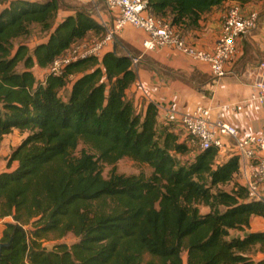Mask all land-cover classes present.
Returning a JSON list of instances; mask_svg holds the SVG:
<instances>
[{
	"label": "trees",
	"instance_id": "obj_1",
	"mask_svg": "<svg viewBox=\"0 0 264 264\" xmlns=\"http://www.w3.org/2000/svg\"><path fill=\"white\" fill-rule=\"evenodd\" d=\"M147 1L181 34L214 6L260 0ZM62 5L0 0V140L25 133L0 172V220L11 219L0 233V264H264V230L231 234L264 219L263 201L237 181L238 157L217 162L211 147L181 160L190 147L158 129L156 106L142 112L126 96L137 77L134 55L116 47L100 59L70 60L59 74L46 71L87 34L105 33L84 7L61 12ZM32 25L47 38L32 49L15 43ZM123 157L146 164L150 176L102 175L101 166ZM50 232L77 241L46 249L40 240Z\"/></svg>",
	"mask_w": 264,
	"mask_h": 264
},
{
	"label": "crops",
	"instance_id": "obj_2",
	"mask_svg": "<svg viewBox=\"0 0 264 264\" xmlns=\"http://www.w3.org/2000/svg\"><path fill=\"white\" fill-rule=\"evenodd\" d=\"M74 1L84 6L91 4V14L95 13L97 4L102 7L100 11L106 13L101 0L96 3L87 0ZM229 4L226 2L212 7L202 15L197 27L184 29L182 36L190 44L210 49L217 38L222 16ZM242 9L244 12L255 10L258 13L257 23L242 37L238 58L228 66L226 74L218 79L205 66L179 52L169 49L143 50V34L140 31L127 26L120 33L122 42L136 47L140 52L136 64L137 77L126 90V96L142 112L150 102L156 106L159 130H170L180 113L189 112L198 106L210 107L212 120H222L244 133H258L264 128V104L249 98L255 90L256 81H264V70L259 68L260 62L264 61V0L246 3L242 5ZM113 47L119 49L117 43L111 49ZM119 53L129 54L125 50ZM222 142L225 146L218 158L219 162L225 161L233 150L229 139L222 138ZM192 152L185 158H190ZM238 162L237 181L243 185L242 163L239 160ZM15 165L13 162L12 166ZM261 189L264 194V185ZM263 230L264 219L255 216L251 218L248 229L231 231V234ZM261 257V253L253 256L255 260Z\"/></svg>",
	"mask_w": 264,
	"mask_h": 264
},
{
	"label": "built area",
	"instance_id": "obj_3",
	"mask_svg": "<svg viewBox=\"0 0 264 264\" xmlns=\"http://www.w3.org/2000/svg\"><path fill=\"white\" fill-rule=\"evenodd\" d=\"M96 3L98 0H87ZM105 12L95 6L92 17L105 28L101 40L94 43L83 55L100 59L102 54L111 49L114 36L127 26L143 34L142 49L155 51L169 49L179 52L191 60L202 64L214 78L223 77L228 66L240 53L242 37L256 25L258 13L255 10L244 12L242 6L232 1L222 16L217 38L210 49H204L190 44L167 21L153 16L147 9V0H101ZM77 57H59L48 66L47 72L59 74L65 64ZM132 63L137 64L138 58L132 57ZM259 68L264 70V61ZM250 100L264 104V81H256ZM158 118V115L156 119ZM178 140L194 144L196 149L191 157L203 150L214 147L217 149L216 160L222 155L224 143L222 138L232 142V154L242 163L243 186L249 199H258L264 203L261 187L264 185V128L258 133H244L233 125L222 120H212L211 108L198 106L189 112L178 115L170 129ZM190 139V141H189ZM246 169L250 171L247 172Z\"/></svg>",
	"mask_w": 264,
	"mask_h": 264
},
{
	"label": "rangeland",
	"instance_id": "obj_4",
	"mask_svg": "<svg viewBox=\"0 0 264 264\" xmlns=\"http://www.w3.org/2000/svg\"><path fill=\"white\" fill-rule=\"evenodd\" d=\"M36 1H41V0H36ZM63 5H62V11L61 12H66L70 10L73 7H84L86 10H88L90 13L91 11V4L82 6L78 3H76L74 0H62ZM97 6L102 9L99 4ZM104 7V6H103ZM62 14V13H60ZM122 32V31H121ZM120 32V33H121ZM120 33L116 36H114L113 43L118 44V50L119 51H127L129 54L134 55L135 57L138 58L140 55L139 50L136 47H133L129 44H125L122 42L120 39L119 35ZM48 32L41 31L39 26L37 25H32L30 27V32L28 35L18 38L15 43L23 42L28 45L30 49H32L35 44H37L39 41H43L47 38ZM104 35V34H103ZM103 35H95L92 33L87 34V36L76 43H74L63 55V57H80L83 55L87 50L96 42L102 39ZM19 70L21 69V65L18 67ZM32 71L34 72V75L36 78L40 79L43 78L45 75V72L42 70H39L37 68H33ZM68 86L65 87L61 92L60 95L66 97L68 93ZM25 133H20L18 130L14 129L10 133L4 135L2 139L0 140V170L6 169V158L10 154V152L15 148V146L18 145V143L21 141V139L24 137ZM190 141V139H189ZM190 147V151H195L196 147L194 144L190 143L188 144ZM81 148V146H78V150ZM185 159V155L181 156V160ZM184 161V160H183ZM102 170V175L104 177H108L111 172H115L116 174H122V175H131V174H143L145 177L150 176L152 169L148 167L146 164H141L138 162H135L131 160L128 157H123L121 158L114 166H101ZM223 189H229V184H225L221 186ZM200 212H205L207 208L203 205H199ZM11 219L9 217L4 218L3 220H0V232L3 228V222L4 221H10ZM27 231H30L29 226H25ZM77 241V238L72 234V233H66L63 237L60 239L56 238V235L52 232L48 233L46 238H43L40 240V243L42 247H45L46 249H51L53 245L57 243H66L67 245ZM182 257L184 259L185 254L184 252L182 253ZM145 259H149V255L145 254L144 255Z\"/></svg>",
	"mask_w": 264,
	"mask_h": 264
},
{
	"label": "water",
	"instance_id": "obj_5",
	"mask_svg": "<svg viewBox=\"0 0 264 264\" xmlns=\"http://www.w3.org/2000/svg\"><path fill=\"white\" fill-rule=\"evenodd\" d=\"M112 50H115V47L112 48ZM7 243H0V260H1V249L6 246Z\"/></svg>",
	"mask_w": 264,
	"mask_h": 264
}]
</instances>
